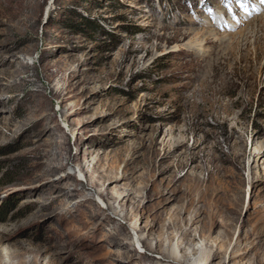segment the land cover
Returning a JSON list of instances; mask_svg holds the SVG:
<instances>
[{
  "label": "rangeland",
  "instance_id": "374dc122",
  "mask_svg": "<svg viewBox=\"0 0 264 264\" xmlns=\"http://www.w3.org/2000/svg\"><path fill=\"white\" fill-rule=\"evenodd\" d=\"M176 259L264 264V0H0V264Z\"/></svg>",
  "mask_w": 264,
  "mask_h": 264
},
{
  "label": "bare ground",
  "instance_id": "6f19581e",
  "mask_svg": "<svg viewBox=\"0 0 264 264\" xmlns=\"http://www.w3.org/2000/svg\"><path fill=\"white\" fill-rule=\"evenodd\" d=\"M75 137H76V135H75ZM173 254H175V252H173ZM182 258L185 259L184 256H183ZM178 260H179V259H176V260L170 261L168 264H174V263H176V261L178 262Z\"/></svg>",
  "mask_w": 264,
  "mask_h": 264
}]
</instances>
